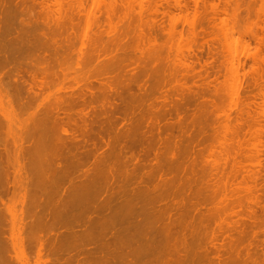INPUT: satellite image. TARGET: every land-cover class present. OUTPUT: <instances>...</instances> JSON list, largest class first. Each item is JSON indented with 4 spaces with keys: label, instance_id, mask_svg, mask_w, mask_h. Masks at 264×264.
<instances>
[{
    "label": "rangeland",
    "instance_id": "rangeland-1",
    "mask_svg": "<svg viewBox=\"0 0 264 264\" xmlns=\"http://www.w3.org/2000/svg\"><path fill=\"white\" fill-rule=\"evenodd\" d=\"M234 5L239 12L232 14ZM261 8L264 0H13L12 13L10 9L3 19L0 16L4 31L0 58L11 53L18 62L12 73L0 64V188L9 184L0 197V233L4 234L0 264H50L47 260L55 258L43 254L39 261L30 245L36 229L28 212L35 199L31 195L41 187L36 179L39 168L46 167H42L45 160L44 164H59L66 174L77 177L87 170L101 187L111 182L113 188L135 189L140 183L148 194L142 193L137 203L159 215L158 227L168 223L172 233L182 224L175 219L183 218L180 233L188 235L186 244L178 238L172 242V237L161 241L167 261L190 248L193 264H264ZM11 39L16 40L11 42L14 45ZM32 79L42 82L35 80L38 86L43 84L34 89V100L27 97ZM63 106L58 121L56 108ZM56 132L64 144L53 142ZM39 135L49 142L43 143ZM110 168L117 171L116 179L108 177ZM4 172L7 179L1 175ZM60 175L54 178L59 181ZM82 177L75 183L84 181ZM65 179L58 194L65 192L63 201L78 196L90 202L103 200V196L97 200L92 189L86 193L77 187L69 192ZM44 194L39 200L46 199ZM53 206H49L52 212L47 210L51 216ZM63 209V218L79 212V208ZM63 226L53 231L59 240ZM71 255L75 260L69 264H83L87 258V253L76 250Z\"/></svg>",
    "mask_w": 264,
    "mask_h": 264
},
{
    "label": "bare ground",
    "instance_id": "bare-ground-1",
    "mask_svg": "<svg viewBox=\"0 0 264 264\" xmlns=\"http://www.w3.org/2000/svg\"><path fill=\"white\" fill-rule=\"evenodd\" d=\"M12 1L13 0H0V16L1 18L3 19V15L6 16L7 13H10L9 10L12 8ZM27 1V0H26ZM17 2V1H16ZM19 2V0H18ZM23 3V2H22ZM20 3V4H22ZM235 3H238V2H235ZM8 6V7H7ZM11 6V7H9ZM23 6V5H22ZM237 6V7H236ZM7 7V8H6ZM24 8V7H23ZM232 12L236 11V12H239L237 10H239V6L238 5H234V6H230ZM229 8V9H230ZM238 8V9H237ZM7 9V10H5ZM264 9L261 8V12L264 13L263 11ZM12 9H11V13H12ZM19 11V10H18ZM223 11V10H222ZM228 9H224V12H227ZM223 12V13H224ZM234 12L232 14H234ZM23 13V12H21ZM17 16V15H16ZM233 16V15H232ZM20 17V16H19ZM234 17V16H233ZM0 18V19H1ZM12 18V16H11ZM17 18V17H16ZM6 19V18H5ZM9 19V18H8ZM10 21V19L8 20ZM7 21V22H8ZM60 22V20H57ZM66 21V20H65ZM1 23V21H0ZM75 24V23H74ZM11 25V24H10ZM67 25V24H66ZM3 26V25H2ZM5 26V25H4ZM68 26V25H67ZM237 26V25H236ZM240 26V25H238ZM11 27V26H10ZM54 27V26H53ZM59 27V26H58ZM5 28V27H4ZM1 29V28H0ZM52 29V28H50ZM50 29H47V30H50ZM57 29V28H56ZM64 29H67V28H64ZM244 29V28H243ZM3 30H6V29H3ZM10 30V29H9ZM12 30V29H11ZM7 31V30H6ZM14 31V30H12ZM54 31V30H53ZM58 31V30H57ZM55 30V33L57 32ZM59 31H61L59 29ZM193 31V30H192ZM4 32V31H3ZM2 31H0V33L2 34L3 33ZM8 32V31H7ZM6 32V34H7ZM51 32V31H50ZM62 32H65V31H62ZM76 33V32H75ZM0 34V35H1ZM13 34V33H12ZM43 34V33H42ZM63 34V33H62ZM65 34V33H64ZM18 35V34H17ZM60 35V34H59ZM58 35V36H59ZM16 36V35H15ZM41 36V35H40ZM52 36V35H51ZM100 36V35H99ZM106 36V35H105ZM112 36V35H111ZM1 38L3 36H0ZM107 37V36H106ZM109 37V36H108ZM11 38V37H9ZM47 38V37H46ZM63 38V37H62ZM115 38V37H114ZM17 36H16V40H17ZM116 39V38H115ZM12 41L11 42H15L16 40L15 39H11ZM15 40V41H14ZM49 40V38H48ZM7 41V40H5ZM66 41V40H65ZM99 39H98V43H99ZM2 42V40L0 39V43ZM45 41H43L44 43ZM97 42V41H96ZM31 43V42H30ZM105 43V42H104ZM102 42V44H104ZM12 44V43H11ZM17 44V43H16ZM27 44V43H26ZM29 44V43H28ZM47 44V43H46ZM96 44V43H95ZM101 44V43H100ZM117 44V43H116ZM4 47H5V44H3ZM14 45V44H12ZM98 45V44H97ZM10 46V45H9ZM8 46V47H9ZM25 46V45H24ZM53 46V45H52ZM105 46V44H104ZM45 47V46H44ZM98 47V46H97ZM25 48V47H24ZM24 48H23V51H24ZM31 48V47H30ZM61 48V47H60ZM99 48V47H98ZM21 49V48H20ZM27 49V48H26ZM90 49V48H89ZM8 50V49H7ZM19 50V49H18ZM17 50V51H18ZM32 50V49H31ZM126 50V49H125ZM28 51V50H27ZM64 51V50H63ZM137 51V50H136ZM13 52V51H12ZM25 52V51H24ZM39 52H40V48H39ZM17 53V52H16ZM15 53V54H16ZM121 53V51H120ZM11 54V53H10ZM8 54V55H4V57L0 58V64L1 65H5V66H8L7 68H9L10 70V73H12V65H16L18 62L14 61V57L12 58L11 55ZM19 54L21 55L22 54V51L19 52ZM30 54V53H29ZM118 54V53H117ZM14 55V53H13ZM12 55V56H13ZM257 55V54H256ZM10 56V57H9ZM17 56V55H16ZM41 56V55H40ZM27 57V56H26ZM33 57V56H32ZM46 57V56H45ZM110 57V56H109ZM259 58V56H257ZM23 58V56H22ZM25 58V56H24ZM44 58V56L42 57ZM123 58V57H122ZM54 59V58H53ZM256 59V58H255ZM260 59V58H259ZM259 59H256V60H259ZM23 60V59H22ZM25 60V59H24ZM111 60V59H109ZM33 62V60H31ZM37 61V60H36ZM58 61V60H57ZM140 61V60H139ZM120 62V61H119ZM50 63V62H49ZM52 63V62H51ZM36 64V63H34ZM33 64V65H34ZM115 64V62H114ZM26 65V64H25ZM38 65V64H37ZM239 65V64H238ZM21 66V65H20ZM24 66V65H23ZM112 66V65H111ZM110 66V67H111ZM33 67V66H32ZM35 67V66H34ZM33 67V68H34ZM139 67V66H137ZM6 68V67H5ZM114 68V66H113ZM17 69H19L17 67ZM15 68V70H17ZM26 69V68H25ZM136 69V68H135ZM7 70V69H6ZM21 70V69H20ZM29 70V69H28ZM131 70V69H130ZM18 71V70H17ZM23 71V70H21ZM29 72V71H28ZM27 72V73H28ZM34 71H32V75L35 74L33 73ZM1 73V72H0ZM20 73V72H19ZM51 73V72H50ZM144 73V72H143ZM31 73H29V77L31 76L30 75ZM17 76V75H16ZM19 76V75H18ZM22 76V75H21ZM34 76V75H33ZM39 76V75H38ZM35 77V76H34ZM144 77V76H143ZM22 78V77H21ZM27 78H28V75H27ZM105 78V77H104ZM31 79V77L29 78ZM37 79V77H36ZM36 79H32V81H30L29 83V88H28V92H27V97L28 96H31L29 99H33L36 95V92H34V89L37 88V89H40V85H43V84H39L38 86V83L36 81H40V80H36ZM115 79V78H114ZM133 79V78H132ZM23 80V78H22ZM36 80V81H35ZM16 81V80H15ZM27 81V80H26ZM35 81V82H33ZM122 81V80H121ZM139 81V80H138ZM21 81H19L18 83H20ZM28 82V81H27ZM109 82V80H108ZM134 82V81H133ZM37 83V84H35ZM39 83H42V82H39ZM21 84H24L25 85V81L24 83L21 82ZM128 84V83H127ZM28 85V84H27ZM31 85V87H30ZM34 86V88H32ZM103 86V85H102ZM101 86V87H102ZM106 86V85H105ZM28 87V86H27ZM17 88V87H16ZM24 88V86H23ZM26 90V88H24ZM36 89V90H37ZM127 90V89H126ZM133 90V89H131ZM22 89L20 88L19 89V92H21ZM89 91V90H88ZM104 91V90H103ZM18 92V90H17ZM16 92V93H17ZM29 93V95H28ZM80 93V92H79ZM86 93V92H85ZM89 94L91 92H88ZM111 93V92H110ZM107 94V93H106ZM142 94V93H141ZM79 97L80 96H83L82 94L81 95H78ZM23 97V96H21ZM85 97V96H84ZM25 97H23L24 99ZM92 99V98H91ZM136 99V98H135ZM34 100V99H33ZM131 100V99H130ZM20 101V100H19ZM132 101V100H131ZM37 102V101H36ZM141 102V101H140ZM85 103V102H84ZM113 103V102H112ZM111 103V104H112ZM24 104V103H23ZM30 104V103H29ZM32 104H35L32 102ZM114 104V103H113ZM82 106V105H81ZM31 107V106H30ZM64 106L63 107H57V111L55 113V116L58 117L59 114L62 115V113L60 112H64V111H61L63 110ZM66 108V107H65ZM72 108V107H71ZM55 109V110H56ZM67 109V108H66ZM65 109V110H66ZM69 109V108H68ZM51 110V109H50ZM69 111V110H67ZM80 111V110H79ZM120 111V110H119ZM82 112V111H81ZM70 113V112H69ZM68 113V114H69ZM64 114V113H63ZM68 114H64L65 116H68ZM95 114V113H94ZM93 114V115H94ZM54 116V114L52 115ZM64 116V117H65ZM60 117V116H59ZM59 117L57 119H59ZM83 117V116H82ZM86 117V116H85ZM121 117V116H120ZM76 118V117H75ZM84 118V117H83ZM56 119V118H55ZM63 119V118H61ZM73 119V118H72ZM85 119V118H84ZM119 119V118H118ZM134 119V118H133ZM136 119V118H135ZM91 120V119H90ZM56 121V120H55ZM58 121H61L60 119ZM67 121V120H66ZM137 121V119H136ZM52 122H53V119H52ZM68 122V121H67ZM51 123V121H50ZM61 124V123H60ZM59 124V125H60ZM75 124V123H74ZM116 124V122H115ZM58 125V124H57ZM66 125V124H65ZM76 125V124H75ZM95 125V124H94ZM46 126V125H45ZM44 126V127H45ZM49 126H52L51 124ZM55 126H56V123H55ZM73 126V125H72ZM86 126V125H85ZM47 127V126H46ZM53 127V126H52ZM62 127V126H61ZM68 127V126H67ZM78 127V126H76ZM80 127V126H79ZM148 127V126H147ZM63 128V127H62ZM131 128V127H130ZM35 129V128H34ZM53 129V128H52ZM60 129V128H59ZM58 129V130H59ZM71 129V128H70ZM73 129V128H72ZM77 129V128H76ZM80 129V128H79ZM84 129V128H83ZM86 129V128H85ZM53 131V130H52ZM75 131V130H73ZM71 131V132H73ZM82 131V130H81ZM97 131V130H96ZM104 131V130H103ZM42 132V131H41ZM50 132H51V129H50ZM62 132V131H61ZM60 132V133H61ZM87 132V131H86ZM102 132V130H101ZM128 132V131H127ZM145 132V131H144ZM148 132V131H147ZM57 133V132H56ZM59 133V132H58ZM57 133V136H53L55 138L53 142H58L57 144H60L61 143V138H60V135ZM74 133V132H73ZM110 133V132H109ZM126 133V132H125ZM131 133V131H130ZM143 133V132H142ZM35 134V132L33 133ZM32 134V136H33ZM55 134V133H54ZM67 134V133H66ZM70 134V132H69ZM68 134V135H69ZM98 134V133H97ZM41 135V134H40ZM39 135V139H43L41 138V136ZM59 135V136H58ZM65 135V134H63ZM67 135V136H68ZM102 135V134H101ZM111 135V134H109ZM37 136V135H36ZM74 136V135H72ZM97 136V135H96ZM100 136V135H99ZM112 136V135H111ZM65 137V136H64ZM110 137V136H109ZM38 138V136H37ZM111 138V137H110ZM117 138V137H116ZM115 138V139H116ZM160 138V137H159ZM34 139V137H33ZM38 139V141H39ZM45 139V137H44ZM42 140V142L44 143L45 140ZM63 139V138H62ZM73 138H70V140H72ZM114 139V138H112ZM111 139V140H112ZM118 139V138H117ZM37 140V139H36ZM69 140V141H70ZM75 140V139H73ZM105 140V139H104ZM33 141V140H32ZM35 141V139H34ZM38 141L37 144H38ZM52 141V140H51ZM144 141V140H143ZM41 142V141H40ZM45 142H49V140H46ZM67 142V140H66ZM115 142V141H114ZM55 143V144H56ZM70 143V142H69ZM107 143V142H106ZM54 144V143H53ZM64 144V143H62ZM60 144V145H62ZM34 145V144H33ZM32 145V147H33ZM42 145V144H41ZM40 145V146H41ZM48 145V144H46ZM50 145V143H49ZM140 145V144H139ZM64 146V145H63ZM107 146H108V143H107ZM118 146V145H117ZM122 146V145H121ZM42 147V146H41ZM53 147V145H52ZM56 147V145H55ZM26 148V147H24ZM113 148H115L113 146ZM102 149V148H101ZM142 149V148H141ZM34 151V149H32ZM36 150V149H35ZM41 150V148H40ZM63 150V149H62ZM23 152V150H21ZM116 151V149H115ZM149 151V150H148ZM18 152V151H17ZM21 152V153H22ZM38 152V151H37ZM41 152V151H40ZM114 152V151H113ZM23 154V153H22ZM27 154V153H26ZM70 154V153H69ZM95 154V153H94ZM132 154V153H131ZM24 155V154H23ZM22 155V156H23ZM146 155V154H145ZM16 156V155H15ZM21 156V157H22ZM38 157V156H37ZM56 157V156H55ZM103 157V156H102ZM24 158V157H23ZM131 158V157H130ZM21 159V158H20ZM32 159V158H31ZM35 159V158H34ZM19 160V158H18ZM16 160V161H18ZM40 160V159H39ZM50 160V159H49ZM59 160V159H58ZM67 160V159H66ZM138 160V159H137ZM43 161V160H42ZM48 161V160H47ZM46 160L44 162H47ZM20 162V161H19ZM44 162L42 163V167L43 166H46L45 168H41V169H44V170H40L39 168V171L40 173L37 174L39 175L38 177V180L36 179V183H38V181H40V185L41 187L45 186L47 187L46 189L42 190V188L40 187L39 191L42 190L45 192L42 193V191H40L41 195L44 194L46 196V199L44 200H47L44 203V200L42 199L44 196H42V200H43V203H42V200H39L40 198V193L37 190H34L33 194L31 195V197L35 194H37L38 196H33L32 198V201L34 199V202H33V206H34V203L37 202L38 200L40 201L41 203V206L40 203H35L36 207L38 206L39 208L41 207L42 209V206L45 205L43 207V210L39 209L38 208V211H36V207H35V211L33 210V206L31 204L30 208L32 211H29L28 213L32 212V216H27L26 219H32L30 222H32V228L33 229H36L35 232L32 234V239L30 241V245H32L34 248H35V255H36V258L40 261V258L43 254H52V255H55L53 259H50V260H47L49 261L50 264H54V263H57L58 264H66V263H70L72 261L75 260L74 256L71 255V251L72 250H76L77 253H82V254H85L87 253L86 255V259L85 261L83 262V264H193V260L191 261L190 260V255L191 253H189V250L186 251V254L184 253V255H179L177 256L176 259H173L171 257V259H173L172 261H167L168 260V255L167 257H165L164 259V250H162V245H160L163 241V240H166L167 238L170 239V237H172V242L174 240V238H178L180 243L181 241L184 243L186 242L187 238L185 239V235H186V232L185 234L182 232L180 233V226L183 224V222H181V220H183V218L180 220V219H175L176 222L178 223H182L180 226H178L177 228L179 229V231L177 232L178 229H176V232L174 231L173 233L171 231H173L172 229L170 230L169 229V226H168V223L166 221V225L165 226H159L158 227V222H159V218L157 215V217L153 214V213H150L149 210L145 209L141 204H138L137 203V200L140 196L141 198V195L142 193H146L144 192V187L141 185V186H138L140 185V183H138V185L136 184V188L135 189H132L130 187H126L125 189H121L119 187L117 188H113L111 186H113V183L111 182H108L110 184V186H101L99 185V182H97V180L95 181L94 179H96L94 177V179H92L93 177L90 178L89 176V173L87 172V170L85 172H82V174L78 175V177L80 176H83L85 177V180L80 182L77 184L75 183L77 180L76 179H79L75 174L74 176L72 174H66V171L67 170H64L62 169V167L59 165V164H56L54 167L51 165H46L44 164ZM61 162V161H60ZM30 163V162H29ZM34 163V162H33ZM70 163V162H69ZM138 163V162H137ZM22 164V163H20ZM28 164V163H27ZM51 164H52V159H51ZM54 164V163H53ZM61 164V163H60ZM37 165V164H36ZM71 165V164H70ZM33 166V165H32ZM38 166V165H37ZM65 166V165H64ZM75 166V165H74ZM53 167V168H51ZM108 167V166H107ZM139 167V166H138ZM38 168V167H37ZM149 168V167H148ZM156 168V167H155ZM26 169V168H25ZM67 169V168H66ZM76 169V167H75ZM111 169V168H110ZM108 170L107 173H108V177L109 178H113V179H116L114 178L117 174L115 170L111 169V170ZM24 170V169H23ZM31 170V168H30ZM19 171V170H18ZM22 172V170H20ZM27 171V170H26ZM29 171V169H28ZM33 171V170H31ZM34 171V172H35ZM94 171V170H93ZM96 171V170H95ZM154 171V170H153ZM75 172V170H74ZM103 172V171H101ZM150 172V170H149ZM30 173V172H29ZM80 173V172H79ZM3 174V175H2ZM6 173H1L2 177H4ZM23 174V173H22ZM26 174V173H25ZM43 174H45L44 176H42ZM58 174H61L60 175V180L58 181V179L54 178L55 177H58L57 175ZM77 174V173H76ZM95 174V173H94ZM102 174V173H101ZM40 175L43 177H40ZM92 176V173L90 174ZM107 175V174H106ZM66 176V179L68 181V184H69V188L67 187V190L69 191V189H75L78 187L79 189H83L84 191H86L87 193V190L88 192L92 189L93 193L95 191V193L97 192L98 195H97V200L99 198H101L102 196L104 197L102 201L100 202H90L86 199L84 200H81V198L79 199L78 197L72 199V201H68L66 202L65 200L63 201V196L66 197L63 193V191H61V194L59 195L58 197V194H59V188L61 187L60 186V183L63 181V177ZM76 176V177H75ZM100 176V174H99ZM144 176V175H142ZM150 176V175H149ZM1 177V178H2ZM29 177V176H28ZM82 177V178H83ZM102 177V176H101ZM107 177V178H108ZM117 177V176H116ZM127 177V175H126ZM131 177V176H130ZM134 178L137 177V176H133ZM5 179H7V176L5 175L4 177ZM22 178V177H21ZM34 178V177H33ZM39 178H42V179H39ZM56 180H54V179ZM23 179V178H22ZM45 180V183H44V180ZM65 179V180H66ZM84 179V178H83ZM82 179V180H83ZM99 179V178H98ZM112 179V180H113ZM129 179V175H128V178H126V180ZM21 180V179H20ZM29 180V179H28ZM35 180V178L33 179V181ZM76 180V181H75ZM111 180V179H110ZM111 180V181H112ZM147 180V179H146ZM7 180H5L6 182ZM31 181V180H30ZM43 181V182H42ZM66 181V182H67ZM153 181V180H151ZM158 181V180H157ZM24 182V181H23ZM98 184H97V183ZM128 182V180H127ZM134 182V181H132ZM142 182H145V181H142ZM156 182V181H155ZM15 183V182H14ZM35 183V181L33 182ZM35 183V185H36ZM44 183V184H43ZM125 183V182H124ZM130 183V182H128ZM127 183V185H128ZM146 183V182H145ZM150 183V182H149ZM30 183L28 182V185ZM43 184V185H42ZM121 184V183H120ZM132 185V183H130ZM135 184V183H133ZM142 184V183H141ZM33 185V184H32ZM39 184H37V188L40 186ZM100 187H99V186ZM8 186L9 184L6 182V184L4 186H2L0 188V197L5 193V191H7L8 189ZM138 186V187H137ZM150 186V185H149ZM28 187V186H27ZM32 187V186H31ZM66 187V186H65ZM156 187V186H155ZM32 188H36V187H32ZM44 188V187H43ZM62 188V187H61ZM64 188V187H63ZM151 188V187H150ZM65 189V188H64ZM149 189V187L147 188ZM146 189V191H147ZM66 190V189H65ZM66 190V193L68 194ZM153 190V189H152ZM157 190V189H156ZM9 191V190H8ZM33 191V190H32ZM36 191V192H35ZM81 191V190H80ZM27 192V191H25ZM30 192V191H29ZM38 192V193H37ZM70 192V191H69ZM78 192V191H77ZM148 192V191H147ZM152 192V191H151ZM31 193V192H30ZM29 193V194H30ZM76 193V192H75ZM80 193V192H79ZM94 193V194H95ZM96 193V194H97ZM25 194V193H23ZM70 194V193H69ZM74 194V193H73ZM95 194V195H96ZM121 194V195H120ZM148 194V193H146ZM28 195V194H27ZM85 195L84 193H82V196ZM58 197L60 199H56L57 201L52 204L54 206H56L55 208V212L52 215V213L49 215L50 212L53 211V208L52 210L51 207L49 206H52L51 203L54 202L53 201V198L55 197ZM61 196V197H60ZM148 196V195H147ZM37 197V198H36ZM99 197V198H98ZM145 197V196H144ZM27 198V197H26ZM45 198V197H44ZM87 198V197H86ZM139 198V199H140ZM154 198V197H153ZM29 199V197H28ZM96 199V198H95ZM102 199V198H101ZM30 200V199H29ZM89 200H92L89 199ZM145 200V199H144ZM143 200V201H144ZM149 200V199H148ZM93 201V200H92ZM140 201V200H139ZM191 201V200H190ZM51 202V203H50ZM154 202V201H153ZM173 202V201H172ZM27 203V202H26ZM175 203V202H174ZM192 203V202H191ZM0 204L3 205V201L0 200ZM25 204V203H24ZM30 205V203H29ZM28 205V206H29ZM167 205V203H166ZM26 206V207H28ZM53 206V207H54ZM151 206H152V200H151ZM157 206V205H156ZM162 206V205H161ZM159 206V207H161ZM171 206V205H170ZM66 207L67 209L68 208H79V212L78 214H74V215H71L69 218L65 217L66 218V221H65V218H63V211L64 210L63 208ZM154 208V205L152 206ZM151 207V208H152ZM158 207V206H157ZM158 207V208H159ZM50 208V209H49ZM167 208V207H166ZM181 208V207H180ZM26 209V208H24ZM60 209H61V213H60ZM76 209V210H77ZM164 209V208H163ZM162 209V210H163ZM40 210L42 212H40ZM47 210H49L50 212H48ZM173 210V209H172ZM157 211V210H156ZM164 211V210H163ZM168 211V210H167ZM171 211V210H170ZM26 212H27V209H26ZM70 212V211H69ZM72 212V211H71ZM153 212H154V209H153ZM165 212V211H164ZM163 212V214H164ZM169 212V211H168ZM173 212V211H172ZM156 213V212H154ZM160 213V211H159ZM166 213V212H165ZM170 213V212H169ZM188 213V212H187ZM28 215V214H27ZM30 215V214H29ZM70 214H68L69 216ZM162 215V214H161ZM168 215V214H167ZM192 215V214H191ZM49 216V218H48ZM51 216V217H50ZM163 216V215H162ZM183 217V216H182ZM173 218V217H172ZM181 218V217H180ZM196 218V217H195ZM1 219V217H0ZM161 219V218H160ZM189 219V218H188ZM158 220V222H157ZM164 220V219H163ZM170 220H171V217H170ZM174 220V219H173ZM172 220V221H173ZM28 223V224H29ZM177 223V224H178ZM29 224V225H31ZM65 224V226H63L65 228V230L63 231L64 234H58V236L60 235L61 236V239H57L56 238V232L53 233V231H57L56 229L58 225H63ZM164 224V223H163ZM172 224H175V222H173ZM195 224V223H194ZM28 225V226H29ZM157 225V226H156ZM171 225V224H170ZM176 225V224H175ZM179 225V224H178ZM177 226V225H176ZM184 226V225H182ZM162 227V228H160ZM30 229V227H28ZM76 228H79V229H76ZM61 229V228H60ZM59 229V230H60ZM184 229V228H183ZM182 231V230H181ZM184 231V230H183ZM188 231V230H187ZM33 232V231H32ZM192 232V231H191ZM58 233V232H57ZM54 234V235H53ZM190 234V233H189ZM4 234L0 233V237L3 236ZM53 235V238H51ZM192 235V234H191ZM188 235H186L187 237ZM190 236V235H189ZM196 236V235H195ZM193 236V237H195ZM4 237V236H3ZM168 239V240H169ZM177 239V240H178ZM189 239V237H188ZM170 241V240H169ZM176 241V240H175ZM191 241V240H190ZM168 242V241H167ZM135 243V244H134ZM166 243V242H164ZM183 243V244H184ZM188 243V242H187ZM0 244H2V239L0 238ZM171 244V243H170ZM186 244V243H185ZM190 244V243H189ZM180 245V244H179ZM92 246V248L90 249V247ZM185 246V245H183ZM188 246V245H187ZM189 247V246H188ZM164 248V247H163ZM167 248V247H166ZM180 248V247H179ZM78 249V250H77ZM91 250V251H88V250ZM165 249V248H164ZM185 248L182 249V251L184 250ZM193 249V248H192ZM33 250V249H32ZM86 251V252H85ZM185 251V250H184ZM85 252V253H84ZM179 252V251H178ZM196 252V251H195ZM173 253V252H171ZM177 253V252H175ZM174 253V254H175ZM169 254V252L167 253ZM181 254V253H179ZM188 254H190L188 256ZM34 255V254H33ZM34 255V256H35ZM66 255V256H65ZM78 255V254H77ZM172 255V254H171ZM193 255V253H192ZM201 255V254H200ZM32 256V255H31ZM60 256V257H59ZM65 256V257H64ZM176 256V254H175ZM57 257V258H56ZM188 257V258H187ZM196 257V256H195ZM167 258V260H166ZM194 258V257H193ZM169 259H170V256H169ZM200 259V258H199ZM84 260V259H82ZM195 260V259H194ZM219 260V259H218ZM188 261H191L192 263L188 262ZM221 261V260H220ZM199 262V261H198ZM219 262V261H218ZM17 262H12V264H15ZM73 263V262H72ZM197 263V261H196ZM4 264V263H3ZM48 264V263H47Z\"/></svg>",
    "mask_w": 264,
    "mask_h": 264
}]
</instances>
